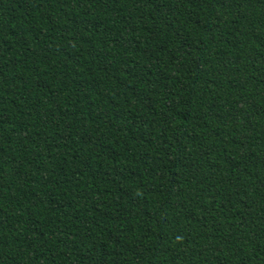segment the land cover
I'll use <instances>...</instances> for the list:
<instances>
[{"label": "trees", "instance_id": "16d2710c", "mask_svg": "<svg viewBox=\"0 0 264 264\" xmlns=\"http://www.w3.org/2000/svg\"><path fill=\"white\" fill-rule=\"evenodd\" d=\"M0 264H264V0H0Z\"/></svg>", "mask_w": 264, "mask_h": 264}]
</instances>
